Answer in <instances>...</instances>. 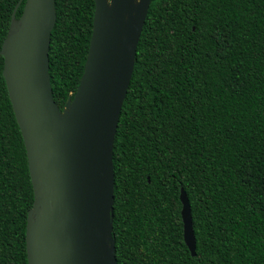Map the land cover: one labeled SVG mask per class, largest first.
<instances>
[{"label":"trees","instance_id":"trees-1","mask_svg":"<svg viewBox=\"0 0 264 264\" xmlns=\"http://www.w3.org/2000/svg\"><path fill=\"white\" fill-rule=\"evenodd\" d=\"M18 1L0 0V50ZM54 5L48 73L63 112L83 75L94 0ZM2 71L0 54V264H28L33 191ZM112 163L117 264H264V0H151Z\"/></svg>","mask_w":264,"mask_h":264},{"label":"water","instance_id":"water-1","mask_svg":"<svg viewBox=\"0 0 264 264\" xmlns=\"http://www.w3.org/2000/svg\"><path fill=\"white\" fill-rule=\"evenodd\" d=\"M150 2L94 0L83 75L63 112L52 99L48 73L55 0H24L17 29L2 43L3 79L33 191L25 232L28 264H117L113 145ZM179 200L183 240L195 256L182 189Z\"/></svg>","mask_w":264,"mask_h":264},{"label":"rangeland","instance_id":"rangeland-1","mask_svg":"<svg viewBox=\"0 0 264 264\" xmlns=\"http://www.w3.org/2000/svg\"><path fill=\"white\" fill-rule=\"evenodd\" d=\"M138 2L136 1V4H137ZM17 27H18V22L17 21H15L14 23H13V25H12V29H11V31H14V30H16L17 29Z\"/></svg>","mask_w":264,"mask_h":264},{"label":"bare ground","instance_id":"bare-ground-1","mask_svg":"<svg viewBox=\"0 0 264 264\" xmlns=\"http://www.w3.org/2000/svg\"><path fill=\"white\" fill-rule=\"evenodd\" d=\"M63 119V118H62Z\"/></svg>","mask_w":264,"mask_h":264}]
</instances>
